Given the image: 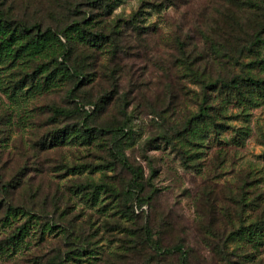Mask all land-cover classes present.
I'll use <instances>...</instances> for the list:
<instances>
[{
    "label": "rangeland",
    "instance_id": "1",
    "mask_svg": "<svg viewBox=\"0 0 264 264\" xmlns=\"http://www.w3.org/2000/svg\"><path fill=\"white\" fill-rule=\"evenodd\" d=\"M111 1L0 0V264H264L263 0Z\"/></svg>",
    "mask_w": 264,
    "mask_h": 264
},
{
    "label": "trees",
    "instance_id": "2",
    "mask_svg": "<svg viewBox=\"0 0 264 264\" xmlns=\"http://www.w3.org/2000/svg\"><path fill=\"white\" fill-rule=\"evenodd\" d=\"M108 1H109L108 2V7H109V5L111 4L112 1L111 0H108ZM116 1H118V0H116ZM263 2H264V0H263ZM4 29L10 33L9 34L10 37H8L6 40L8 41L10 39H13L14 34L8 28L7 25L4 27ZM21 31H23L24 33H27V32L29 33L28 29H21ZM67 31H68V29L63 31L61 33V35L66 40V42L69 43V41H71V38L68 37ZM47 33H50V32L47 31V32L40 34V31H38V34L28 42L29 44L33 45L31 47L32 52L39 53L43 49L44 43H40V41L43 38H45ZM75 33L77 34L78 39H84V41L87 39V38H83V33L81 30L76 29ZM52 35H55V34H52ZM55 36H58V35H55ZM104 39L105 38L93 37L88 41H90L91 45H93V46H99L100 44H102L101 41ZM57 41L63 47L62 52L60 54V57H62L61 65H65V61L67 60V58L69 56L68 52L66 50V45L65 44L63 45L59 39H57ZM74 42H78V41H74ZM255 42H259V44H258L259 47H261V48L264 47V40L261 41L260 38H254V43ZM28 43H26V44H28ZM63 69L71 77H75L77 79H82V76L79 75L77 72H75V70L70 69L67 66H63ZM220 89H222L226 94L231 93V95L234 98H236V100L238 101L237 103H242V104L245 103L247 105H254L255 103L258 104L259 101L261 103H264V80L263 79L253 78L252 76H245V77L232 76V78H228L227 80L222 82V86ZM224 102L227 103L226 101H224ZM84 107L85 106H83V108ZM83 108H81L80 110L85 112ZM208 109L209 108H205V109L201 110V113L197 117L200 122L202 121V118L209 117ZM85 114H86V112H85ZM86 115H87V117L90 116L88 113ZM214 118H215V116H212V117L210 116V119L212 121L214 120ZM192 122H194V121L191 120V123ZM212 125H214V124H212ZM88 131L89 130H87V129L85 130L86 135L89 136V139H90V132H88ZM118 131L123 132V130H121V129ZM67 135H68V132L67 133L61 132V135L58 137L59 139L56 140L55 142H53L54 145L63 143V141L65 140ZM247 135H248L247 133H240V134L238 133V136H240V137H242V136L246 137ZM115 138H117V134H115ZM232 139L234 141L240 143V140L237 136H236V138H232ZM137 178H138V174L135 175L134 181H136ZM6 211H7L6 214H11V215H16L18 213L23 214L27 219L26 223H28V224L30 223L31 216H29V214L23 210H20L19 208L7 206ZM23 229H24V225L16 228L15 230H13L10 233V235H8L4 239L0 240V254L2 252L7 251L9 247H12L13 245H15L17 241L21 240L22 238H24V239L26 238L21 234ZM234 236L237 237V240L239 242H241V240H247L248 242L251 240H254L255 242L262 241L264 238V222L258 221V222L252 223L251 225H248L245 227L242 226L240 229L237 230V232ZM144 243H146V242H144ZM154 251L156 253H159V250H154ZM175 251L179 252V254H180V264H188V259H189L187 256L188 253H187V251L184 250V246L179 245V246L175 247Z\"/></svg>",
    "mask_w": 264,
    "mask_h": 264
}]
</instances>
